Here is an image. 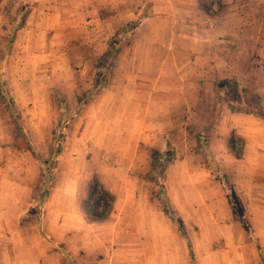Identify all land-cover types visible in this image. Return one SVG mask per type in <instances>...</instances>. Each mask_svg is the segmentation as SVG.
Returning a JSON list of instances; mask_svg holds the SVG:
<instances>
[{"label": "crops", "instance_id": "obj_1", "mask_svg": "<svg viewBox=\"0 0 264 264\" xmlns=\"http://www.w3.org/2000/svg\"><path fill=\"white\" fill-rule=\"evenodd\" d=\"M201 1L153 2L154 9L172 11L144 18L135 29L133 50L123 48L117 54L111 78L122 74V81L112 88V100L119 104L109 110L107 119L114 123L106 135L118 136L123 124L120 136L134 150L140 142H152L154 121L171 120L172 132L178 126L185 136L190 121L203 119L213 124L203 131L208 138L206 155L222 170L225 159L236 164L247 160L249 175L253 174L249 184L264 185V120L230 109L220 96V86L232 79L264 101V0H205L208 12ZM123 2L126 7L127 0L120 7ZM81 3L88 7L83 4L88 2ZM90 5L101 7L99 0ZM113 5L118 6L106 0L105 7ZM232 134L245 142L240 158L229 149ZM132 164L125 161L119 167ZM185 167L189 169L182 175H173L172 169V204L190 238L194 259L177 224L162 213L152 194L144 193V179L126 176L107 177L112 179L107 184L113 202L104 215L88 210L81 194L61 196L56 230L41 226L42 218L30 212L35 201L31 193L0 194V264H264V193L248 196L255 203L246 213L221 180L201 176V167ZM139 184L141 189L128 188ZM69 197L73 204L64 203ZM53 201L52 194L46 208ZM69 212L79 216L70 217ZM242 216L249 218L250 227ZM71 222L78 225L72 231ZM192 226L198 231L193 237ZM252 229L257 241L251 239ZM70 240L78 242V249Z\"/></svg>", "mask_w": 264, "mask_h": 264}, {"label": "rangeland", "instance_id": "obj_2", "mask_svg": "<svg viewBox=\"0 0 264 264\" xmlns=\"http://www.w3.org/2000/svg\"><path fill=\"white\" fill-rule=\"evenodd\" d=\"M82 1L88 2L83 3L88 7H82ZM91 1L0 0V194L31 193L35 201L30 212L35 219L42 218L41 226L44 223L48 229L56 230V208L61 204V196L81 194L87 199L88 210L95 207L94 211L104 215L113 202L111 186L107 184L112 179L107 177L134 176L144 179V193L152 194L164 213L158 192L163 186L172 202V169L173 175H182L181 172L189 169L185 167L187 164L193 171L201 167V176L213 182H220V174L225 172L222 184L228 195L235 198L240 211L250 212V204L255 202L249 201L248 196L264 193V185L249 184L253 174L249 175L247 160L236 164L225 159L222 170L217 160L206 155L203 146L208 138L203 131L209 130L212 122L196 118L189 122L184 136L178 126L172 132L171 120L154 121L156 130L150 138L152 142H140L134 150L126 143V137L120 136L123 124L116 131L118 136H107L114 123L107 119L109 110L119 104L112 100L116 96L112 95V88L122 81V74L111 78L116 70L112 61L107 67V84L111 79L112 83L84 100L94 82L100 54L112 40L118 51L125 48L131 52L133 35L140 22L172 8L154 9L155 0H127L126 7L124 2L120 7L124 0H112L118 4L112 8L105 7L106 0H99L101 7L92 8ZM204 2L201 1L202 6L208 12L210 6ZM24 3L28 7L22 12ZM20 10L19 20L25 18L26 24L17 30L10 51H6L7 35ZM220 96L230 109L252 112L264 120V101L243 89L237 81L230 79L223 83ZM177 122L185 126L183 121L173 123ZM244 143L236 134L229 138V149L235 158L242 157ZM58 146L60 152L54 158L55 179L49 196L42 200L45 170L40 158L53 156ZM130 149L132 153L126 152ZM125 161L133 163L130 168L119 167ZM132 187L141 189L140 184L128 186ZM52 194L54 201L48 209L46 205ZM70 200L71 197L64 203L73 204ZM85 203L80 202V207ZM69 214L79 216L74 212ZM248 219L242 216L243 224L248 223L250 227ZM74 225L78 226L76 222L70 223V231L75 230ZM261 230L264 231V226ZM194 234L198 231L192 226L189 236ZM255 234L252 229L251 239L257 241ZM70 242L78 249L76 240Z\"/></svg>", "mask_w": 264, "mask_h": 264}, {"label": "trees", "instance_id": "obj_3", "mask_svg": "<svg viewBox=\"0 0 264 264\" xmlns=\"http://www.w3.org/2000/svg\"><path fill=\"white\" fill-rule=\"evenodd\" d=\"M27 7H28V4L24 3L22 5V12L26 11ZM21 15H22V13L20 10L16 14L17 18L11 24L12 28H11L10 32L8 33L6 41H5L6 51H10L12 43L14 41V37L17 33V30L26 24L25 18H23L22 20H19ZM117 51H118V48L115 46L114 40H112L109 43L108 48L104 51V53L98 59L97 71H96L94 82L91 85L90 91H88L86 93V95H85L86 97L84 98V100L88 99L89 94H91V95L95 94L98 91V89L102 88L103 86H105L107 84V80H108V76H107L108 75V72H107L108 69H107V67H108V65L111 64L112 61H113V64L115 63V58L117 56L116 53L118 54L120 50L118 52ZM84 100H80V101L84 102ZM60 115L62 117V114H60ZM59 147L60 146H58V149L54 150L53 156H51L49 158H45V159L40 158V160L44 166V170H45V180H44L42 194H41L42 200H44L50 194V188L52 187L53 181L55 179L54 158L60 152ZM165 154H160V155L162 156ZM220 175L222 177V178H220L222 183L225 182V178H224L225 174L222 173ZM158 198L161 201L163 210L166 213V215L171 219V221H173L175 224H177L182 235L186 238L192 259H194L191 241H190V238L188 237V235L186 233L185 226L180 221V218H179L178 214L176 213V210H175V208H174V206H173V204H172V202L168 196V193L166 192V190L164 189L163 186L160 188V190L158 192ZM93 209H95V207H93ZM96 216H97V214L92 213V217H96Z\"/></svg>", "mask_w": 264, "mask_h": 264}]
</instances>
